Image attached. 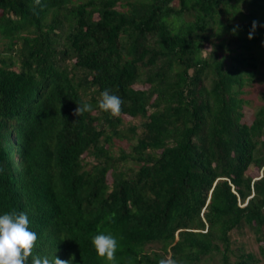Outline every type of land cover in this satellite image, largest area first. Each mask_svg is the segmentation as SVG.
I'll return each instance as SVG.
<instances>
[{
    "label": "trees",
    "instance_id": "obj_1",
    "mask_svg": "<svg viewBox=\"0 0 264 264\" xmlns=\"http://www.w3.org/2000/svg\"><path fill=\"white\" fill-rule=\"evenodd\" d=\"M260 25L264 0H0V215H27L28 264H106L101 233L116 264L264 261L231 236L264 242Z\"/></svg>",
    "mask_w": 264,
    "mask_h": 264
},
{
    "label": "clouds",
    "instance_id": "obj_2",
    "mask_svg": "<svg viewBox=\"0 0 264 264\" xmlns=\"http://www.w3.org/2000/svg\"><path fill=\"white\" fill-rule=\"evenodd\" d=\"M34 5H40L41 0H33ZM179 26V25H177ZM257 26V22H252V29L249 31L247 38H253V32ZM264 27V25H260ZM232 33H236V28L232 29ZM123 101L111 90L105 89L100 93L97 107L113 117H118L121 113ZM91 104H83L77 106L74 115L80 116L84 113L91 112ZM2 171V169H0ZM29 220L25 213L17 214L15 211L0 215V264H28V258L32 256V250L38 239L34 231L29 230ZM91 245L95 249L98 258L106 261V264H116L117 240L112 234H97L91 238ZM31 264H69L65 261L53 256L40 258L32 257ZM159 264H178L176 260L162 259Z\"/></svg>",
    "mask_w": 264,
    "mask_h": 264
},
{
    "label": "rangeland",
    "instance_id": "obj_3",
    "mask_svg": "<svg viewBox=\"0 0 264 264\" xmlns=\"http://www.w3.org/2000/svg\"><path fill=\"white\" fill-rule=\"evenodd\" d=\"M205 47H206L205 49L209 48L208 45H206ZM260 70L264 71V65L260 67ZM260 77H261L260 80H257L256 82H254V84H252L251 86L245 87L247 92L245 93L244 96L247 97V99H250V104L244 107V113H245L244 119L246 121H250L252 114H253L254 106L259 103L258 97L261 91H264V75ZM135 87H145V86L135 85ZM123 120L125 124L129 122H132L135 124L138 123V119H132L131 117L127 115H123ZM119 147L125 150L129 149L125 141H122V142L116 141L114 144V148H113L116 154L118 153ZM251 173L254 175L258 174L256 170L251 171ZM107 179L108 181L111 180L109 174L107 175ZM231 236H232V240L234 241V245H241L246 251H252L258 257H260L258 246L260 244L264 245V242H256L253 235L249 232H245L244 234H239L237 231H233L231 233ZM152 246H155V245H152ZM258 264H264V261L260 259V262Z\"/></svg>",
    "mask_w": 264,
    "mask_h": 264
}]
</instances>
